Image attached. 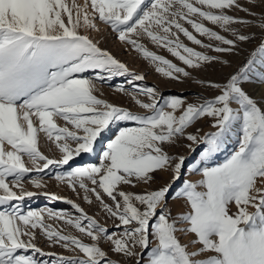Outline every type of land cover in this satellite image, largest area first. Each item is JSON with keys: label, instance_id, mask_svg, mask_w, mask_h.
I'll use <instances>...</instances> for the list:
<instances>
[{"label": "snow or ice", "instance_id": "snow-or-ice-1", "mask_svg": "<svg viewBox=\"0 0 264 264\" xmlns=\"http://www.w3.org/2000/svg\"><path fill=\"white\" fill-rule=\"evenodd\" d=\"M97 22L161 77L182 82L230 66L225 57L256 38L240 26L264 32V0H0V264H264V100L246 88L264 84V35L234 73L197 79L213 95L189 102L165 97L100 47L89 35ZM118 78L114 92L142 111L102 98L97 85ZM204 120L212 131L198 126ZM114 127L98 163L65 169L95 154ZM42 137L58 159L41 151ZM181 140L199 149L191 171L200 178L183 181L176 199L185 211L174 216L168 199L186 157L167 149ZM157 173L170 180L153 188ZM47 176L97 205L112 230L73 199L25 187L27 178L45 189ZM39 195L71 211L24 208ZM178 233L194 238L182 243ZM41 237L71 255L44 251Z\"/></svg>", "mask_w": 264, "mask_h": 264}, {"label": "rangeland", "instance_id": "rangeland-1", "mask_svg": "<svg viewBox=\"0 0 264 264\" xmlns=\"http://www.w3.org/2000/svg\"><path fill=\"white\" fill-rule=\"evenodd\" d=\"M77 2L83 3V0H77ZM253 11L260 13L262 9L255 8L253 9ZM232 14L240 17L245 16V13L243 12H235ZM97 23H98L99 32L90 31L89 35L91 38L100 41V47L108 50L111 54H113L116 58H118L122 62H125L131 70L137 73L146 74V80L144 81V83L147 84L148 86L158 87L161 93H163L165 97L182 96V97H186L189 102H195L200 94H203L204 96L213 95V92L211 90L206 89L203 85L196 83L197 79L202 78L206 81L207 80L220 81L223 80L229 73H234L249 57L250 53L260 43L261 36L264 35V32H262L259 28L240 26L242 32L247 34L255 33L256 38L250 43L242 44L238 55H229L225 57L230 61V66H221L220 64H216L213 67L208 68L206 71L200 72L198 74H194L191 78L183 79L182 82H176L161 77L159 74H157L154 71L153 66L149 65L146 61H144L141 57H139L138 53H135L131 50H126V46L122 44L118 39H116L115 34L111 32L110 28H108L106 25H104L101 22H97ZM182 39L184 38L182 37ZM185 43H188L186 39H185ZM147 46L150 48V50L157 51L158 54L165 55L167 58L174 60V58H172L170 54H168L165 50L156 49L150 43H148ZM174 62L178 63V61L175 60ZM120 82L121 79L118 78L117 80H113L111 82V86L97 85V87L100 90V93L103 94L102 98H105L117 105H123L129 107L130 110L133 111H138V112L142 111L141 109L138 108V106H135L128 97L124 96L123 94H117L114 92L113 86L119 84ZM246 88L254 98H256L257 100H264V84H258L253 82L247 84ZM59 123H63V122L60 121ZM198 126L201 127L204 132L213 130L210 127V123L208 120L202 121ZM116 131L117 129L114 127L112 129V132L109 133L104 140L99 142L97 146V152L95 154L93 155L82 154L81 156L76 157L73 161H71L69 165L64 166L65 169L74 168L77 166H86L89 163H98L99 154L103 150L107 142V139L113 137ZM189 131H195V129L190 128ZM188 143L189 142L186 140H181L178 145L174 147H169L167 149L168 152L171 154H179V155H184L186 157V163H185L184 174L182 176V179L174 185L168 199V208L171 209V212L174 216L178 215L182 211H185V208L183 206V201L180 199H176L177 193L183 187V181L184 180L195 181L200 178L198 174H194L191 171L192 168L196 167L197 162L199 161V149L197 148L196 151L189 150V148L187 147ZM234 147H235V141L229 144L227 151L221 153L216 158L215 163L223 162L224 159L228 156L229 152ZM40 148L41 151L44 152V154L49 156V158H53V159L59 158L60 154L58 150L55 149V146L54 145L49 146L48 143L44 142L43 137L40 140ZM26 163L28 162L26 161ZM169 180H170V176L167 173H157L155 183L152 185V187L156 188L168 182ZM45 183H46V188L42 190H38L35 189L30 183H27V178H26L25 187L31 191H47L50 193H56L61 197H67L73 199L75 202L79 203L81 207H83L88 214L93 215L101 223H106L109 229L112 230L111 221L105 220L104 214L100 211L97 205L95 204L91 206L88 205L85 201H83L82 197L78 198L69 188H67L66 185L60 184L58 181H56L54 176L45 177ZM132 190L141 191L142 189L137 187ZM24 208L33 209V210L53 208V209H68L69 211H71L70 206L64 204L62 201H51L43 195H39L31 198L30 200H26L24 202ZM231 211L232 212L236 211L234 205L231 207ZM249 211H254V209L250 208ZM56 223H62V222H56ZM72 231L75 233L74 229ZM178 236L180 237L181 242L186 244L194 238L192 234L178 233ZM37 244L46 252L53 251L56 253H63L64 255H71V253L59 247L49 248L46 245L44 238L42 237L37 240ZM103 247L106 250L108 249L107 244H104ZM190 250L192 249L190 248Z\"/></svg>", "mask_w": 264, "mask_h": 264}]
</instances>
